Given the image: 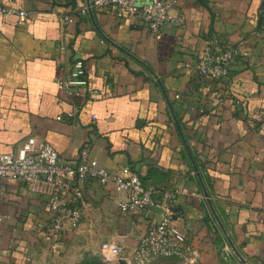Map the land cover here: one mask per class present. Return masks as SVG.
Listing matches in <instances>:
<instances>
[{
    "label": "crops",
    "instance_id": "crops-1",
    "mask_svg": "<svg viewBox=\"0 0 264 264\" xmlns=\"http://www.w3.org/2000/svg\"><path fill=\"white\" fill-rule=\"evenodd\" d=\"M2 1L30 16L24 24L0 18V151L15 153L35 136L76 161L92 140L102 165L130 166L158 205L172 197L171 224L196 249V264H232L220 223L245 261L264 263V0H175L170 13L181 22L157 33L115 7L76 12L88 0ZM207 38L237 51L213 87L185 66ZM78 58L98 90L94 100L86 87L72 98L60 86ZM74 99L80 109L70 118ZM84 193L81 228L53 248L46 196L5 179L0 264H86L102 256L104 241L119 244L116 260L130 263L148 213L123 212L112 184L88 180ZM156 211L155 219L164 216ZM173 260L184 264H150Z\"/></svg>",
    "mask_w": 264,
    "mask_h": 264
},
{
    "label": "built area",
    "instance_id": "built-area-1",
    "mask_svg": "<svg viewBox=\"0 0 264 264\" xmlns=\"http://www.w3.org/2000/svg\"><path fill=\"white\" fill-rule=\"evenodd\" d=\"M174 2L175 0H88L87 3L79 5L76 12L85 15L90 9L115 7L120 14L137 17L149 30L157 33L168 20L181 22L170 13ZM5 15H16L18 24H24L30 13L25 9L8 6L0 0V18ZM71 17L68 14L64 20L70 21ZM205 43L201 57L194 64L187 62L185 66L193 68L199 78L208 81V87H213L215 83L229 76L237 51L229 45L218 47L214 38H207ZM60 86L72 98L81 95L82 87L89 89L88 93L93 100L98 93L96 88L89 86L85 62L79 58L70 69V77L62 79ZM79 105L74 99V107L67 112V116L74 117L80 109ZM58 118L61 119L62 116ZM91 118L95 121L98 115L92 113ZM92 148V140H86L78 160L74 161L60 153L49 142L29 136L17 152L0 151V196L4 192L5 179H20L31 191L45 195L52 214L47 233L55 248L56 241L64 232L77 231L82 226L85 215V182L97 180L101 184H112L117 192L118 205L123 212H146L150 219L148 230L141 236L129 264H150L158 258L172 257L181 259L184 264H196V249L188 241L187 235L171 224L172 197L168 196L158 205L152 190L145 186L137 172L128 165L117 171L110 170L94 157ZM152 205L160 206L164 210V216L155 219L156 212L150 210ZM100 250L106 260L122 256V247L112 241L102 242Z\"/></svg>",
    "mask_w": 264,
    "mask_h": 264
},
{
    "label": "rangeland",
    "instance_id": "rangeland-1",
    "mask_svg": "<svg viewBox=\"0 0 264 264\" xmlns=\"http://www.w3.org/2000/svg\"><path fill=\"white\" fill-rule=\"evenodd\" d=\"M230 257L229 262H231L232 264H264V263H260V262H255V261H243L242 259L239 258V256L232 250L229 251ZM177 262V260H173V261H165L163 264H175ZM86 264H127V263H120L119 261L116 260V258L114 260H106L103 256L101 257H97L96 261H94V259H88ZM129 264V263H128Z\"/></svg>",
    "mask_w": 264,
    "mask_h": 264
},
{
    "label": "water",
    "instance_id": "water-1",
    "mask_svg": "<svg viewBox=\"0 0 264 264\" xmlns=\"http://www.w3.org/2000/svg\"><path fill=\"white\" fill-rule=\"evenodd\" d=\"M89 12L92 14V13H93L92 9H90ZM195 169H196V172H197L198 177H199L200 180L202 181V176H201V174H200V172H199V170H198V168H197L196 166H195ZM204 191H205V195H206V197H209V194H208L207 190L205 189V187H204ZM210 202H211V201H210ZM157 208L159 209L160 212L164 211L160 206H157V205H152V206L150 207V210L156 212V214H157V211H156ZM160 218H161V217H160ZM160 218H159V219H160ZM220 226L222 227V229L224 230L225 234L227 235V237H228V239H229V241H230V243H231V245H232V248H233L234 252L239 256L240 259H242V260L244 261V257L241 255V253L238 251V249H237V248L235 247V245L232 243V241H231L230 237L228 236V234H227V232H226L224 226H223L221 223H220ZM120 263H122V262H120Z\"/></svg>",
    "mask_w": 264,
    "mask_h": 264
},
{
    "label": "trees",
    "instance_id": "trees-1",
    "mask_svg": "<svg viewBox=\"0 0 264 264\" xmlns=\"http://www.w3.org/2000/svg\"><path fill=\"white\" fill-rule=\"evenodd\" d=\"M94 261H96V257H93ZM87 263V262H86Z\"/></svg>",
    "mask_w": 264,
    "mask_h": 264
}]
</instances>
